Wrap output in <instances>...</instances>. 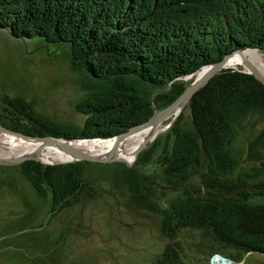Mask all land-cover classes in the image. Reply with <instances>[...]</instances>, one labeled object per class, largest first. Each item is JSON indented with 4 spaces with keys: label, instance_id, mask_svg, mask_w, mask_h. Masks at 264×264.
<instances>
[{
    "label": "trees",
    "instance_id": "obj_1",
    "mask_svg": "<svg viewBox=\"0 0 264 264\" xmlns=\"http://www.w3.org/2000/svg\"><path fill=\"white\" fill-rule=\"evenodd\" d=\"M0 27L14 38L65 45L70 63L92 79L84 85L93 109L111 113L110 122L64 128L23 98L3 95L19 117L0 114V124L34 136L41 125L57 136L106 140L170 104L202 66L238 48L264 51V0H0ZM224 68L191 97L190 119L180 113L131 166L29 159L16 164L21 176L56 213L95 199L105 177L124 185L135 207L160 214V232L172 240L157 264H180L183 228L202 230L232 261L264 255V180L252 183L264 173V84L240 67ZM250 113L263 123L246 140L251 171L237 175L229 146ZM154 165L160 170L144 171ZM163 186L175 195L161 199Z\"/></svg>",
    "mask_w": 264,
    "mask_h": 264
},
{
    "label": "rangeland",
    "instance_id": "obj_2",
    "mask_svg": "<svg viewBox=\"0 0 264 264\" xmlns=\"http://www.w3.org/2000/svg\"><path fill=\"white\" fill-rule=\"evenodd\" d=\"M25 45L26 52L31 51L30 53L25 52ZM89 82H92V79L85 71L70 63L65 45L47 43L41 38L26 40L14 38L0 29V97L3 95L21 97L29 101L33 109L44 117L68 120L72 116L75 104L84 97V84ZM181 113L186 121L190 119L187 105L183 107ZM262 123L261 115L250 113L236 124V135L229 146L237 160L235 174L243 175L251 171V164L246 155V140L259 131ZM163 125L166 126V122ZM163 134L164 131L156 137ZM150 135L149 138L154 137L152 133ZM72 143L75 144L76 141ZM114 144L113 141V147ZM35 150L7 158L36 155ZM102 153L104 152L93 151L92 154ZM121 155L129 161L136 157V153L130 159L123 153ZM36 156L44 162L55 161L45 160L42 155ZM155 169L159 171L160 167L154 165L146 167L144 171L154 172ZM94 174L104 177L101 171ZM105 179L95 199L63 208L56 213L50 212L49 199L38 196L21 176L19 166L0 164V222L6 223L0 226V237L4 238L10 232L23 227L9 220L12 218L14 220L17 216L22 218L23 207L27 206L31 216L29 221L24 219L22 222H31L28 226L33 228H38L37 226L42 223V233L49 232L50 237L62 227L67 233L63 239L59 237L58 241H53L51 246H48V251L40 256L42 260H50L49 251H53L59 253L58 264H157L156 260L166 243L172 242L160 232V214L135 207L129 201L127 187L114 184L108 177ZM260 180H264V173L253 179L252 183ZM22 186L29 192L28 197H25L27 202L23 201L26 194L22 193ZM160 189L162 193L158 192L157 195L161 199L175 195L169 187L163 186ZM35 234L38 236L39 232L36 231ZM176 241L181 246L180 264H209L215 253L226 256L225 253L230 251L221 247L200 229L183 228L179 231ZM32 251L33 247L30 252ZM6 255L8 252H4L1 257ZM244 259L243 262L235 264H260L264 261V255L252 253Z\"/></svg>",
    "mask_w": 264,
    "mask_h": 264
},
{
    "label": "water",
    "instance_id": "obj_3",
    "mask_svg": "<svg viewBox=\"0 0 264 264\" xmlns=\"http://www.w3.org/2000/svg\"><path fill=\"white\" fill-rule=\"evenodd\" d=\"M0 28H3V27H0ZM4 29H6V28H4ZM7 31H8V29H6V32ZM16 38H21V37H16ZM43 46H45V45H43ZM245 49H248V48H244V49L238 48V49L232 51L231 53L224 55L220 61L208 64V65H204L195 73H192V74L185 76L184 79L189 78V77H193V80L183 90V92L178 97H176L170 104H168L167 106H165L161 109H155L153 111L152 115L146 121L141 122V123L136 124V125H133V126L129 127L126 131L120 132L119 134H116L112 137H106V138H108V139L111 138L113 140L118 139V138H122L128 134L137 132V131H139V130L143 129L144 127H147V126L151 127L153 130H156L161 124H163L166 121H167V123L165 126L166 127L165 130H167L175 122L176 118L180 115L183 107L185 105H187V103L189 102L191 97L194 95V93L197 90H199L204 84H206L209 81V79H211L213 76L218 74L221 70L225 69L224 68L225 61L232 55L237 54L239 56L240 62L242 64V69H241L242 71L252 74L257 80H259L261 83L264 84V75H262L259 71H257L249 63V61L242 55V52ZM25 52H26V45H25ZM30 52H26V53H30ZM0 132L4 133L5 135L11 136L13 138L19 139V140L26 142V143H34L37 145H40V144L46 143V142L55 143L58 145V147L62 151L66 152L70 156L69 159L55 160V161H50V162H44V161L40 160L39 157L36 155H23V156L20 155V156L11 157V158L0 157V164H6V165L7 164H15L16 165V164L22 163L25 160L31 159V160L42 162L44 164H52V165L62 164V163H67V162H73V161L86 160V161L98 162V163H111V162H117L118 161V162H124L127 165L131 166L133 164V162L135 161L137 155L140 153V151H142L148 144V142H144L140 146V148L138 149V151L136 153V157L133 159V161L132 162H126L123 159H119V158H116L113 156L112 144L109 145L108 149L104 153L95 155L92 153L82 151L81 149L74 147V146H71L69 144V142L73 141V140H87V139L66 138L64 136H53V135L33 136V135H28V134H24L22 132L11 130V129L3 126L2 124H0ZM92 139H104V138L95 137ZM33 229H38V228H33ZM26 230H28V229H26ZM19 232H21V231H19ZM19 232H17V233H19ZM13 234H16V233H13ZM13 234H9V235H13ZM6 236H8V235H6ZM9 247H11V246H9ZM17 249H19V248H17ZM229 262H236V261H232L228 257L223 256L219 253H215L211 257L209 264H229Z\"/></svg>",
    "mask_w": 264,
    "mask_h": 264
},
{
    "label": "flooded vegetation",
    "instance_id": "obj_4",
    "mask_svg": "<svg viewBox=\"0 0 264 264\" xmlns=\"http://www.w3.org/2000/svg\"><path fill=\"white\" fill-rule=\"evenodd\" d=\"M84 90H85L84 97L75 104V108L72 110V116L68 120L63 119V118H53V117H46V116L44 117L40 115L39 113L38 114L44 118L51 119L52 121L55 122L56 125L63 126L64 128L79 129L83 127V125L87 121L93 122L95 124L99 122H110L111 121L110 110L93 109L94 105L92 103V99L90 100L88 98L89 91L86 88ZM0 114H1V117H6V118H11L15 116L19 117L15 114L13 108H11L9 105L4 104V100L2 97H0ZM20 117L23 120L24 124H26L27 126H30L32 124L31 120H29L28 118H25L24 116H21V115ZM24 129H27V127H24ZM37 129L38 131L35 133V136H44V135L57 136L50 132L51 131L60 132L55 127H51L50 128L51 130L48 131L46 128H44L41 125L38 126ZM40 132H43L42 135L40 134ZM1 165L6 166V164H1ZM20 179L22 180L21 177ZM22 193L26 194L25 196H23L24 197L23 201L27 202V200H25V197L26 198L28 197L29 192H28V189H24V186H22ZM21 215H24V216L22 218L21 216H17L14 218V220L12 218L9 221L11 223L17 224L18 226H23V227H20L16 231L10 232V234H13V233H16V234H13V235L8 234L7 237L6 236L4 238L2 237V239L0 237V249H1L0 250V264H31V262H33L34 264H45L47 262H50V264H58L59 253H54L53 251H49L50 260H42L40 256L44 254L45 251H48L47 250L48 246H51V243L53 241H58L59 237L63 239L67 235V233L64 231V228L62 227L60 230H58V232L53 237H50L49 232L47 234L42 233V223L37 226L38 229H33L32 226H28V224H30L31 222H27V223L22 222L24 221V219H26V221H29V218L31 216L30 211L27 206L23 207ZM4 224L6 223L0 222V226ZM36 231L39 232L38 236L35 234ZM32 247H33V251L30 252ZM4 252H8V255L1 257V255Z\"/></svg>",
    "mask_w": 264,
    "mask_h": 264
},
{
    "label": "bare ground",
    "instance_id": "obj_5",
    "mask_svg": "<svg viewBox=\"0 0 264 264\" xmlns=\"http://www.w3.org/2000/svg\"><path fill=\"white\" fill-rule=\"evenodd\" d=\"M242 55L249 61V63L262 75H264V53L259 51V49H245L242 52ZM232 57V58H231ZM231 58V59H230ZM224 66L227 68L235 67L238 68L242 66L240 58L237 54L230 56L224 63ZM163 124H161L156 130H153L151 127H146L137 132L129 134L126 138L120 140V138L115 140H73L76 141L75 144L71 146L77 147L82 151L93 153L95 152H105L109 145L114 141L113 156L119 159L127 161L128 159L123 158L127 155V158H131L134 153H137L138 149L144 142H149L153 138H149L152 133V136H156L159 132L164 129ZM150 135V136H149ZM159 135V134H158ZM149 138V140L147 139ZM79 141V142H78ZM138 149L136 150V148ZM37 148V149H36ZM36 149V150H35ZM35 150L34 154L42 155L45 160H56V159H69L70 156L58 148V145L51 142L42 143L40 145L34 143H26L19 139L13 138L11 136L0 133V156L8 157L11 155H19L24 153H29ZM91 150V151H90ZM62 151V152H61ZM119 151V152H118ZM61 152V153H60ZM59 153V154H58ZM121 153V154H120ZM54 154V155H51ZM96 155V154H95ZM132 162V161H130ZM217 259V258H216ZM236 262H229V264H235Z\"/></svg>",
    "mask_w": 264,
    "mask_h": 264
}]
</instances>
